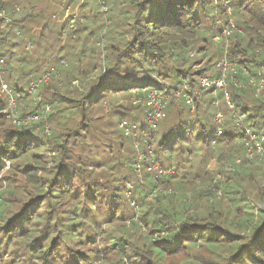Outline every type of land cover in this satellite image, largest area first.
<instances>
[{
    "label": "trees",
    "instance_id": "1",
    "mask_svg": "<svg viewBox=\"0 0 264 264\" xmlns=\"http://www.w3.org/2000/svg\"><path fill=\"white\" fill-rule=\"evenodd\" d=\"M91 2L92 5L97 2V6H101L99 0H0V57L4 60L14 59L13 53L17 52L14 49L15 46L27 42V36L34 26H38L40 32L36 37L32 35V42L35 44L38 41V45L41 47L44 45V42H41L42 37L47 36V39H49L50 36L53 43H55V45L52 44L51 50L56 49L59 52L64 50V46L60 45V41L63 38L70 41L78 40L83 33L81 30L87 32L83 36V46L87 45L88 39L94 44L92 39L95 36H92V33L95 32L94 30L98 31L99 28L106 27L107 32L113 30L115 35L118 34L116 36L119 38L117 44H111L109 47L101 46L99 54L95 53L97 50L90 51L89 46L90 59H87L84 48L76 52L77 66L72 65L71 72L68 71L67 64L64 63L63 59L67 58L65 54L53 56L50 53L47 56L50 59L53 58V61L49 60L45 63L42 60L41 64L44 62L43 67H54L38 71L37 66L40 65L41 59L45 58L47 52L38 49L39 55H35L34 51L33 55L30 56L35 58V61L34 59L31 61L30 58L25 60L24 55H27L29 51L22 48L23 56H20V60H23V63L19 66L22 68L20 79L23 75V81L21 85L18 82H14L12 87L9 84L7 85L9 91H12L17 98L26 99L31 94L28 91L30 82L40 78L44 72L49 74L48 81L41 82L37 87L36 94L41 95L39 103L36 105L31 104L29 112L21 113V115H26L39 110L44 104L52 105L54 100L65 103L56 89L55 74L61 73V77L68 78L71 81L74 77L72 74L75 73L79 76V79L74 77L73 80H79L83 85L89 80L78 100L81 103L80 113L83 116V121L79 124H82L81 129L84 131L73 133V145H83L88 140L92 141L99 138L98 135L89 132V130L87 131L90 124L85 119L87 117L91 121V117L87 116L86 111L91 110L101 98L108 95L124 97L134 95L137 97L140 101L135 104L131 101V103L134 106L133 108L138 109V114H128L130 121L137 122L139 125L143 124L137 139L124 133L123 129L119 127V122L124 119L123 114L125 112L120 109H116L115 112L118 115L116 130H118L119 137L122 140L120 143L121 145L124 143L125 148L128 144L130 146V149H126V156L120 155L121 163H125L127 168L124 180L127 179V182H130V178H132L131 182L137 188L133 190L132 194L133 196L135 194L139 196L137 201L140 209L135 211L132 216H127L121 208L123 204H121V198L118 196L122 195L118 191H123V185L120 189L117 188L108 193L99 190L103 187V184L98 182L97 175H93L89 170L84 176L80 173L82 169L85 171L84 167L89 168L92 164L81 163V161H78L79 164L72 163L75 157L74 150H71V160L66 159L65 152L68 148L64 143L56 142L53 144L56 149L52 151V156H55L56 159H53L54 164L51 166L54 169L52 176H46L44 180L33 179V176H37L35 172L37 168H49V163L45 164V161L38 158L40 154L36 150L39 146H42L43 141L35 133V129H43L45 123L50 121L54 115L53 110H51L47 118L32 121L26 125H17L11 122L13 128L2 130L4 136L2 143L0 142V163L9 161L12 165L18 158L32 161L24 164L23 171L32 179L31 182H34V187L40 190V195H42L40 197H43L41 203L37 199L28 202L22 207L17 216L7 221L2 228L3 239H6L9 243V236L20 235L26 241L25 250L30 258L37 260L40 264H92L95 260H106L109 257H119V255L120 261H122V254H126L130 248L132 249L131 252L140 255L141 259H145L146 264H154L160 255L175 254L185 245L195 247L197 244L206 245L209 250L216 251L219 254L224 249H233L227 257H230L227 264H264V198L253 197L255 204L244 203L242 206H238L235 203V197L237 196H232L231 210L229 207L225 211L209 210L206 213H188V210L185 211L181 207L182 199L177 206H173L172 201L170 205H156L152 202H150L152 205H149L146 198L148 193L156 188L158 190L155 192L154 198L158 199L164 196L163 187L158 186V183H167L172 185L173 188L176 184L180 188V186L185 185L181 179L187 178L189 181L194 180L197 183L207 180L208 177L204 176L207 173L202 170V164L208 156L206 153H213L216 151L215 147L221 143H224L229 149V160L234 152H240L237 147L240 146L239 149H244L242 144L243 130H239L237 125L235 127L234 125L233 127L225 126V124L235 123L234 115L240 116L242 122L250 126L254 132L260 136L264 135V87L258 92L255 86L249 87L247 85L250 76L255 74L260 65H264V0H118L116 7H125L126 14L117 13V19L114 22L102 21L101 24L95 27L91 25V21L88 22L87 18L92 13V7L87 6ZM79 3V11L82 12L89 8L88 12L83 15V19L78 17L77 20L81 21L76 20L74 26L68 25L69 21L72 20V16H64V11L70 7L73 9ZM103 3L105 4V2ZM59 4H63V6L61 5L62 7L54 11L52 5L58 7ZM104 10L107 11L108 8L106 7ZM2 11H4V14L1 13ZM56 13H62L67 18L66 21L59 22ZM228 14L238 15L237 27L242 32H246L241 36L245 43L235 42L229 47V53L226 54L238 70V73H233V77H236L243 86H234L231 81H228L226 93L223 92L224 90H220L215 97L211 94V89L204 91L202 98L196 97L195 112L197 111L199 117L192 119L190 117L192 113H190L188 106L184 100L174 96V91L184 84L192 89H197L200 77H215L217 72L212 76L208 75L207 67L200 65L201 60L193 62L191 56L194 54L206 56L209 36L201 37V33L206 30H214V33L219 32L217 36H221L223 26L217 24L214 17L215 15L223 17ZM7 16H9L11 22L9 25L6 23L8 21ZM122 18L123 21L120 20ZM84 21L88 24H83ZM80 24L86 26V28H83ZM224 24L227 25L228 21ZM88 26H92L89 31L87 30ZM214 27L218 28L213 29ZM11 29H13V36H9ZM18 32L19 35H17ZM257 48H259L258 53ZM91 50H94V48ZM71 51H73V54L75 53L74 49H69V52ZM65 52L67 51L65 50L63 53ZM94 57L98 62L92 63L90 70L96 69L99 65L103 66L96 77L89 74V69L86 70L91 58ZM5 62L7 63V61ZM5 62H3V65H5ZM12 67L14 66L12 65ZM241 68L246 69L247 73H242ZM3 80L0 76V83ZM7 83H10V81H7ZM151 89L161 90L171 95L164 116L157 123L154 131L145 128L146 125L144 124L147 106L145 103L146 90ZM225 94H228L234 107L229 109L223 101L222 109L228 115V120L225 121L223 117V122L217 123L214 118L217 106H213L212 101L213 98L223 100ZM1 101L2 97L0 96V110L4 106ZM178 103L184 110L187 109L188 114L182 115L181 112L175 111L172 121L166 122L170 116V111H174ZM200 106L202 110L209 114L201 117L198 113ZM208 110H211V112H208ZM231 111H234V113L232 114ZM1 115L3 117V114ZM218 128L222 131L220 136L216 134ZM48 129V132H44L46 136L52 133L51 129ZM194 134L196 139L201 142L200 149L204 150L205 153L199 157V160H197L198 165L195 166L190 164V157L194 150L188 144L189 138ZM56 137L58 136H54V138ZM67 137L65 140H67ZM134 141L138 142L141 148L155 143V156L152 157L151 161L154 167L159 166L157 169L158 175L154 176L150 175V172H146L145 174L150 176L146 178L147 182H136L134 180L136 169L134 164L137 162ZM213 141L214 143H212ZM116 143H118L115 146L116 151H119L121 149L119 142H113L112 146ZM109 148L108 153H110V156L116 158L115 150L112 147ZM174 151H177L178 155L182 151L187 156L174 163L173 166L172 152ZM243 160L244 163L240 165L236 163L237 166L234 165V168L229 170L230 173L235 171L236 173L245 172L241 165L245 166V160L249 159ZM165 164L167 165L166 168ZM0 165L2 166V164ZM69 165H73V168ZM114 165L112 164V166ZM104 166L105 164L96 162L94 167L103 168ZM163 168L164 170L172 169L173 173H162ZM129 174H131L130 177H127ZM178 175L180 176L179 183L176 182ZM174 181L175 183L172 184ZM79 184L80 189H84V198L80 197L79 190H77ZM235 184L241 185L238 181ZM125 186L126 183L124 188L132 191V188ZM105 194L107 196L101 198ZM173 194L169 192L167 195L172 196ZM235 194L238 195V193ZM56 196L60 200H64L68 196V198L75 199L77 203L72 209L70 208L71 210L59 215L58 210L49 206L51 199ZM184 198L188 199V196ZM38 204H42L46 208L49 206L48 208L51 209H44L38 213L35 210ZM244 205H247V207L240 211ZM88 213H92L94 216L103 215L102 222L108 224V228L104 230L101 236H97L94 224L81 219L82 217L89 218ZM224 213H233V216L229 219ZM43 220V227L37 228L36 223ZM129 223L134 225L136 229L144 226L142 229L147 230L146 236L148 232L153 235L154 232L152 231H155L158 235L163 234V236L159 238L151 236L153 239L143 243L142 246H132L131 241L136 242L137 239L133 238V234L130 233L127 226ZM110 225L119 226L123 229L118 233L115 229H110ZM142 235L145 237V234ZM101 239L108 240V242L99 247L97 240ZM84 243L91 245L89 249L91 258L89 260L83 252L76 249ZM120 264H127V262Z\"/></svg>",
    "mask_w": 264,
    "mask_h": 264
},
{
    "label": "rangeland",
    "instance_id": "2",
    "mask_svg": "<svg viewBox=\"0 0 264 264\" xmlns=\"http://www.w3.org/2000/svg\"><path fill=\"white\" fill-rule=\"evenodd\" d=\"M105 2V4L103 2ZM122 1V0H121ZM99 3L101 6H97V2H95L92 5V2L89 3V8L92 7V13L88 15V22L91 21L92 26H97L101 24V22H114L115 19H117L116 15L117 13L119 14H126V8L121 6V8H117V3L118 0H99ZM63 4H59L57 7L56 5H52V9L54 11H57L59 7H62ZM79 4H77L73 9L71 7L69 9H65L64 11V16L67 15L69 17L72 16V20L69 21L68 25L74 26L76 20L79 18L83 19V15L87 14L88 9H85L84 11L80 12L79 11ZM106 5V6H104ZM108 8L107 11L104 9ZM231 9V8H230ZM229 9V10H230ZM62 15V13H56V18L59 22H65L67 18H65ZM229 15V16H228ZM227 16H218L215 15L214 19L216 20V23L219 24L221 27L226 26L224 24L226 21H228V24L230 22H233L235 25V28L233 30V33L230 36H223L221 35L220 40H215V37L217 36L218 33H214L210 30L203 31L201 33V37L204 36H209V44L207 45V50H206V56L203 57L202 55L194 54L191 56V60L194 62L196 60L200 61V65L206 66L207 67V73L208 75H214L216 72H218V67L216 68V64L218 63L219 60L222 59V57L225 54L229 53V47L232 46L235 42H240L242 44L245 43V40L241 38L242 35L246 34V32H242L238 27H237V20L239 19L238 15H233V14H228ZM1 16V15H0ZM74 19V20H73ZM7 24H11L9 16H7ZM52 20V17H51ZM120 20H124L123 18ZM78 21V20H77ZM81 21V20H79ZM78 21V22H79ZM220 21V22H219ZM88 22L84 21L83 24H88ZM95 23V24H94ZM81 25V24H80ZM12 26V25H10ZM83 28V25H81ZM92 26H88L87 30L89 31L92 29ZM38 26L32 27V30L29 32V35L27 36V44L22 43L18 46H15V50H17L16 53H13L14 59L8 58L3 59L5 62L0 63V76H2L3 82L0 83V96L2 97V103H4V106H2V110H0V114H3L0 116V142L2 143L3 140V132L2 130L8 129V128H13L12 124H15L12 119H17V118H25L28 114L26 115H21L23 112H29L31 109V104L36 105L39 103V100L41 99V95L39 94H30L29 97L27 98H17L12 91H9L8 85L9 84L11 87L14 84V82H18L19 85H21V82L23 81L21 76L20 79V71H21V64L23 63V60H20V56H23V53L21 49L23 48L26 51H29L27 55H24L26 58H30L29 60L35 61V58L31 57L30 55H33L35 51V55L38 54V49H40L43 52H47L45 54V58H42L40 61V65L37 66L38 71H42L45 69H50L54 66H50L49 68L47 66L43 67V63L48 62L49 60L52 62L53 58L50 59L48 58L47 54H51L53 56H59V55H66L67 58H64V63L65 65L67 64L68 71L71 72L72 70V65L77 66V57H76V52H79L81 48L85 49L84 52L87 53V59H90V51H95L96 54H99V50L101 46L103 47H109L111 44L115 45L117 44L119 38L116 37L118 34L115 31L111 30V32H107L108 29L105 27L99 28L98 31L94 30L95 32L92 33V36H95L94 39V44L91 43L90 39L87 41V45L83 46L82 41H84L83 36L87 33L84 32V30H81L83 33L81 37H79L78 40H73L70 41L69 39L63 38L60 41V45L64 46L63 51H57L56 49H52V44L53 41L51 40L50 36L47 39V36L42 37L41 42H44V45L39 47L38 41L35 42V44L32 42V35L33 37H36L37 34L40 32V28ZM218 27H214L213 29H216ZM49 30V29H48ZM13 29L9 31V36H13ZM213 32V33H211ZM19 35V32L17 33ZM215 37V38H214ZM99 38V39H98ZM207 43V42H206ZM47 45V49H46ZM121 45V44H120ZM58 46V44H57ZM89 46H90V51H89ZM102 47V49H104ZM94 48V50H91ZM68 49V50H67ZM69 49H74L75 53L73 54V51L69 52ZM46 50V51H44ZM67 51L63 53L64 51ZM108 50V49H107ZM257 53L259 51V48L256 49ZM104 53V52H103ZM7 53L5 54V56ZM71 57V58H69ZM2 58V57H0ZM24 60V61H25ZM28 60V59H27ZM42 60L44 62L41 64ZM10 62V64H8ZM98 62L96 58H91V61L89 63V66L87 69H91L92 63ZM112 62V61H111ZM12 65L14 67H12ZM20 65V66H19ZM198 64L196 65V67ZM43 67V68H42ZM66 67V68H67ZM103 68V66L99 65L97 66L96 69L90 70L89 74L93 77H96L100 70ZM59 74H55V85L57 91L60 93L61 98L65 101V103H60L54 100V103L51 106V110H53L54 115L51 117L50 121H47L45 123L43 129L38 128L35 129V133L40 136V140L43 141L42 146H39L37 148L36 152L40 154L38 158L41 161H45L49 163V168L48 169H42V168H37V176H33V179L35 180H44V177L52 176V171L54 170L52 164H54L53 159H56V157L52 156V151L56 149V147L53 145L54 143H64L66 144L68 150L65 152L66 159L71 160L72 158V153L71 150H74L75 157L73 158L72 163L74 164H79L78 161H81V163H91L92 166L82 169L83 176L86 175L87 170L91 171L93 175H97L98 177V182L100 184H103L99 190H101L104 193H108L110 191H114L117 188H121L123 185V191H118L122 195H118L121 199V204L122 205V210L125 212L127 216H132L133 213L137 210L140 209L139 204H138V199L139 196L135 194L133 196V190L137 189L135 185L131 182L132 178H130V182H127V179L124 180V175H126L127 168L125 167V163H121V157L126 156V149H130V146L128 144L127 148L121 145L120 141L121 138L119 137L118 130H116V118H117V112H115L116 109H120L125 112L123 114L124 120L130 121V116L129 115H134L138 114V109L133 108L131 101H133L134 98H136L134 95H129L127 97L120 96V95H108L104 96L103 98L98 101V103L91 108V110H87V116L91 117L87 118L85 120H88L87 122L90 124V127L87 129L89 132H92L93 134H96L99 136L98 139H94L92 141H86L83 145H73L72 144V137L73 133L75 131H84L81 129V125L79 124L80 122L83 121V116L80 113V104L78 100L80 99V95L82 92L85 90V84L89 82V80L83 85L81 82L76 80H73L74 77L79 79V76L76 75L75 73L72 74L74 77L70 81L68 78L61 77ZM71 75V74H70ZM246 75V74H244ZM81 78V77H80ZM89 78V77H88ZM227 80H225V84L223 86L224 90L223 92L226 93V88L228 85V81H231L234 86H241V82L237 78H234L232 76V73L230 72L229 74L226 75ZM18 79L17 81H14ZM6 80V82H5ZM7 81H10V83H7ZM76 81V82H75ZM247 85L249 87H252L253 85L250 83V79L247 82ZM243 86V85H242ZM14 97L15 101V107L12 109L6 110L9 112V116L4 114V109L8 108V98ZM39 96V99L37 98ZM31 99L32 101H30ZM223 99V98H222ZM264 99V98H263ZM225 102V96L224 99L221 100L218 98L217 100V108L214 113V118L217 112H221L223 117L225 118V121L228 120V115L225 113V111L222 109V106ZM226 105H228L229 109L230 106L225 102ZM213 105V104H212ZM234 105V104H233ZM215 106V105H213ZM234 107V106H233ZM232 107V109H233ZM186 109V108H185ZM91 111V112H90ZM181 112L182 115L188 114L187 109L184 110L183 107L178 103L177 107H175L174 111H170L169 113V118L166 122L172 121L171 119L175 114L174 112ZM140 112V111H139ZM208 112H211V110H208ZM232 114L234 111H231ZM56 113V114H55ZM198 113L200 114L201 117L208 115L209 113L205 112V110L201 109V106L199 107ZM116 116V117H114ZM190 117L192 119L199 117L197 114V111L194 112L193 114H190ZM123 120V119H122ZM217 122V123H222ZM236 120L235 123L230 124H225V126H232L236 125ZM246 125L245 123L241 122L240 125H238V129H240L241 126ZM48 127L51 129V135L46 136L45 135V128ZM43 130V131H41ZM95 131V132H94ZM45 132V133H44ZM69 134V135H68ZM54 136H58L54 138ZM68 136V137H67ZM67 137V140H65ZM119 142L121 149L119 151H116L115 146L118 145L116 143L115 145L112 146L113 142ZM257 144L255 142H252L251 145L247 146L245 149H239L237 147V150L240 152H234L235 150L233 149V156L229 160L228 156L229 154V149H227V146L224 145V143H221L220 145L216 146V151L210 154V152H207L206 155V161L204 164H202V170L206 171L207 175V180H202L200 182H195L194 180L189 181L187 178L186 179H181L184 182V186L179 188V185H175L173 188L172 185L163 184V183H158V186H162L163 189V197L162 198H154L155 197V192H157L158 188H156L154 191H150L151 193H148L147 195V200L149 202V205H152V203H155L156 205H162V204H171L173 206H177L178 202L182 199V204L181 207L184 208V210H188V213L190 212H197V213H206L209 210H221L225 211L230 207V210L232 209V196H237L235 197V203L238 206H242V204H255L253 202V197L256 198H264V144L263 140L258 139L256 140ZM0 143V144H1ZM134 147L136 148L135 151V158L137 160L136 164H134V167L136 168L134 173L135 177L134 180L136 182H147L146 178H149L148 174H145L146 172H150V175L157 176V166L152 165V157L155 156L154 149H155V143H151L150 146H146L141 148L139 146V143L134 141ZM189 147L194 150L192 153L190 160L193 166L198 165L197 160H199V157L201 155L205 154L204 150L200 149L201 142L196 139L195 134L189 138ZM223 147H220V146ZM82 146V147H81ZM109 147H112L115 152H116V158L114 156H110V153H108ZM220 147V148H219ZM111 148V149H112ZM222 150V151H221ZM151 152V153H150ZM180 152V151H178ZM206 152V151H205ZM124 153V154H123ZM173 157V166L174 163L186 158V153H183L181 151L180 155L177 154V151L172 152ZM220 154L222 155L220 157ZM229 154V155H228ZM246 157L249 160H245V166L241 165V167L245 170V172H240L236 173L232 172L230 173L229 170L234 168V165L237 166L236 163H239L238 165L244 163L243 159ZM228 158V159H227ZM243 158V159H242ZM32 162L29 161V159H23V158H18L14 161V164L10 165L9 161H5L0 167V264H40L35 259H31L30 255L28 252L25 250L26 247V241L20 237V235L17 236H9V243H7L6 239H3L2 233L3 230L2 228L6 225L7 221L10 220L12 217L17 216L19 212L22 210V207L26 205L28 202L32 200H36L40 202L43 197H40V190H38L36 187H34V182H31V178H29L28 175H26L23 171L24 164ZM99 164H105L103 168L100 167H94L95 163ZM123 162V160H122ZM144 162V163H143ZM41 164V163H39ZM112 164H115L112 166ZM71 168H73V165H69ZM182 166V165H181ZM167 165L165 164V168ZM188 167V165H186ZM238 169V167H236ZM173 173L172 169H168ZM167 170V172H168ZM164 172V168L161 170ZM241 171V170H240ZM234 174V175H233ZM131 174H129L127 177H130ZM126 177V176H125ZM178 178V179H176ZM176 182L179 183L180 176L178 175L176 177ZM240 182L241 185L235 184V182ZM126 183L127 188H132V191H129L128 189L124 188V184ZM136 184V183H135ZM119 186V187H117ZM168 186V187H167ZM174 189H172V188ZM180 189V191H179ZM77 190L80 193V197L84 198V189H80V184L77 185ZM169 192H174L172 196L167 195ZM235 193H238L236 195ZM107 194L102 195L101 198L106 197ZM133 196V197H132ZM188 196V199H185L184 197ZM243 196V197H242ZM64 200H60L57 196L53 197L51 199V202L49 203V206L51 208L58 210L60 212L59 215L62 213L71 210L74 205H76L77 201L73 198H68L66 196ZM171 199V200H170ZM246 199V200H245ZM186 201V202H185ZM61 202V203H60ZM152 202V203H150ZM41 203V202H40ZM49 206L44 207L42 204H38L36 207V212L40 213L44 209H51L48 208ZM247 205H244L241 207L240 211H243ZM71 208V209H70ZM154 208L152 209V211ZM78 211V210H77ZM183 212V211H181ZM186 213V214H188ZM89 218H81L83 221L94 224L95 225V230L97 231V236H101L102 233L106 228H108V224H104L102 222V217L103 215H97L94 216L92 213H88ZM225 216H227L229 219L232 218L233 213H224ZM44 225V220L39 221L36 223L37 228H42ZM130 233L133 234V238L137 239L136 242H132V246L137 245V246H142L143 243L149 242V240L154 238H159L160 236H163V234L158 235L157 233L154 232L153 235L148 232L147 230H143L141 228L136 229L134 225L131 223L127 224ZM110 229L116 230L118 233L121 232L123 228L119 226H114L110 225ZM142 234H145V237H143ZM152 236V237H151ZM108 242V240H97V244L99 247L103 246V243ZM75 246V245H73ZM91 248L90 244L84 243L83 245L78 246L76 248L77 250L83 252L86 256V258L89 260L90 257V252L89 249ZM133 248V247H132ZM132 249L130 248L126 254H122L123 260L120 261V255L119 257H109L106 260H95L92 262V264H120V263H126L127 264H146L147 261L145 259H141L140 255L137 253L131 252ZM233 251V249H224L223 251H220V254L218 252H214L209 250V248L206 245L202 244H197L195 247L194 246H184L177 253L175 254H163L158 256V259L154 262V264H227L229 261V258H227L230 253ZM118 261V263H117ZM89 262V261H88Z\"/></svg>",
    "mask_w": 264,
    "mask_h": 264
},
{
    "label": "built area",
    "instance_id": "3",
    "mask_svg": "<svg viewBox=\"0 0 264 264\" xmlns=\"http://www.w3.org/2000/svg\"><path fill=\"white\" fill-rule=\"evenodd\" d=\"M1 13L4 14V11H2ZM234 28L235 25L233 22H230L229 25L223 26L222 35L227 36L228 34L233 32ZM215 37H219V36H215ZM220 38L221 36L219 38H215V40H220ZM3 62H4L3 59L0 58V63ZM216 65H217L216 68L218 67V72L215 75V77H209V76L200 77L199 86L197 89H192L184 84L182 85L181 88L176 89L174 91V96L178 99L184 100V102L189 108L190 113L193 114L195 112L197 105L196 97L202 98L203 96L202 93L209 89H211V94L213 95V97L217 96L216 93L223 89L225 80H227L226 75L229 74L230 72L232 73V76L233 73H238L236 65L229 60L226 54L222 57L221 60L218 61ZM241 72L247 73V70L241 68ZM255 74H252L249 79H250V83L253 86H255L257 88V91L259 92L264 87V65H260L256 69ZM48 79H49V74L44 72V74L40 78L30 82V87L28 91L31 94H36L38 85L41 82L48 81ZM170 97H171L170 94L164 93L161 90H156V89L146 90L145 103L147 106L145 109V121H144V124L146 125V126L144 125L145 128H147L150 131H154L156 129L157 123L164 116V111L166 105L170 101ZM37 98L39 99V96H37ZM217 100H218L217 98H213L212 104L218 106ZM139 101L140 100L136 97L133 99L132 102L135 104L138 103ZM225 102L229 104L230 108L233 107V104L228 94H225ZM14 107H15L14 97L11 96L8 99V108L4 109L5 110L4 114L9 116V112H7L6 110L11 108L13 109ZM50 111H51L50 104H44L39 110L33 111L32 113L28 114L25 118L12 119V121L17 125H26L32 121H39L40 119L47 118ZM234 117L238 128V125L241 124L242 120L238 115H234ZM215 120L216 122H221L223 120V115L220 111L216 113ZM119 127L123 129L124 133L129 134L134 139H137L138 133L143 128V124L139 125L137 122L127 121L123 119L120 120ZM240 129H242L244 132V135L242 137V142H243L242 144L245 149L247 148V146L251 145L252 142H255L257 144L256 140L258 139L264 140V135L260 136L259 134L254 132L252 128L248 125H243L240 127ZM45 131L47 132L49 131L48 127L45 128ZM216 134L218 136L222 135V131L220 128L217 129ZM212 143H214V141ZM147 146H150V144H148ZM167 170H164V172L165 173L171 172L170 170H168L167 172ZM161 172L164 173L163 171Z\"/></svg>",
    "mask_w": 264,
    "mask_h": 264
}]
</instances>
